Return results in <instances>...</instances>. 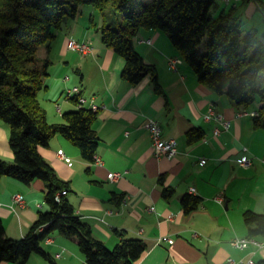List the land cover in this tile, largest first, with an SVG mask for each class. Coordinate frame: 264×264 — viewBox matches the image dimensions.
Here are the masks:
<instances>
[{
  "label": "crops",
  "instance_id": "1",
  "mask_svg": "<svg viewBox=\"0 0 264 264\" xmlns=\"http://www.w3.org/2000/svg\"><path fill=\"white\" fill-rule=\"evenodd\" d=\"M234 4L242 20L257 11L250 0ZM225 7L223 3L221 9ZM84 25L80 28L76 17L68 18L55 31L46 87L37 94L48 123L64 122L62 114L77 109L74 101L63 98L65 76L98 105L92 128L99 137L95 156L100 163L84 160L79 149L60 134L39 148L57 176L68 182L65 198L75 214L89 225L92 236L109 248L121 237L142 239L146 249L135 264H226L229 257H251L257 264L264 259V244L239 250L230 243L235 237L248 236L244 211H264V128L256 127L251 115L239 116L240 107L225 93L218 94L200 83L165 31L142 28L133 37L136 51L156 67L162 89L158 93L149 75L135 85L124 80V58L105 46L100 36L91 35L89 24ZM69 37L89 39L91 52L81 55L67 50ZM45 57L44 47L39 58ZM171 58L181 60L176 69L169 66ZM209 107L230 121L227 131L213 133L218 123L204 118ZM148 118L159 122L164 137L176 139L175 157L154 156L145 129ZM191 128H200L203 137L188 142L186 132ZM243 155L249 159L244 166L239 163ZM0 158L13 160L9 127L2 120ZM201 158L206 160L203 165L199 164ZM111 172L121 177L110 181ZM45 189L41 179L24 184L9 176L0 177V220L7 237H23L38 212L49 209ZM163 189L170 190L168 197L163 196ZM15 194L22 195L23 205L13 201ZM187 194L197 196L200 202L185 212L181 198ZM107 210L114 213L107 214ZM159 237L173 242H158ZM40 246L55 264H86L75 237L54 231ZM24 264L51 263L33 252Z\"/></svg>",
  "mask_w": 264,
  "mask_h": 264
},
{
  "label": "trees",
  "instance_id": "2",
  "mask_svg": "<svg viewBox=\"0 0 264 264\" xmlns=\"http://www.w3.org/2000/svg\"><path fill=\"white\" fill-rule=\"evenodd\" d=\"M215 0H0V120L9 127L11 162L0 158V177L9 176L24 184L35 179L45 182L47 211H39L26 235L19 239L5 235L0 220V263L24 264L33 252L55 264L40 242L57 231L78 240L86 264H135L145 252L140 238L121 237L111 248L94 238L90 227L74 212L65 195L68 182L60 179L43 158L39 148L60 134L76 146L89 162L96 155L99 137L92 128L97 111L77 108L64 112V122L48 123L37 99L45 89L51 61L48 57L55 31L68 18H75L79 6L86 4L101 13L98 31L102 43L125 60L121 77L138 84L147 75L154 89L162 93L157 70L146 63L133 45V37L142 28L167 33L184 61L193 69L200 83L231 98L240 111L255 107L254 125L264 128V47L255 28H243V20L234 3L211 12ZM111 8L113 16L106 11ZM203 45V49L199 46ZM45 47L46 57L38 50ZM74 101V100H72ZM200 128L186 132L188 142L199 140ZM163 196L170 195L163 189ZM200 199L187 194L181 198L185 212L197 207ZM250 237L264 242V211L246 210L242 214ZM257 264H264L260 259Z\"/></svg>",
  "mask_w": 264,
  "mask_h": 264
},
{
  "label": "built area",
  "instance_id": "3",
  "mask_svg": "<svg viewBox=\"0 0 264 264\" xmlns=\"http://www.w3.org/2000/svg\"><path fill=\"white\" fill-rule=\"evenodd\" d=\"M239 0H222V2L226 5L230 3H235ZM257 11L260 12L262 17L264 18V0H250ZM145 42L147 44H150V39H146ZM66 48L69 51L84 55L92 50V43L89 39L84 40H76L72 37H69L66 41ZM180 59L177 58H171L169 59V66L173 69H176V64L180 62ZM64 90H63V98L65 100H74V103L77 108H89L91 110L97 111L98 105L95 103L94 99L90 97L89 99L86 98L82 94L81 86L80 85H72L70 84L69 78L67 76L64 77ZM57 113L61 114V107L59 104L55 105ZM239 116L242 115H251V116H257L258 112L256 110H243L239 111L237 113ZM204 118L206 120H209L213 118L217 123L218 126H216L213 130V133L219 134L221 131H227L230 127V121L227 119H224L223 116L217 112H215L212 107H209L207 113L204 115ZM145 129L148 132L151 145L153 148V154L155 157L159 158L160 156H165L167 158H173L177 155V141L173 137H164L162 135V130L159 125V122L153 118H148L145 122ZM245 151L247 148H243ZM58 154L63 156L62 150L58 151ZM94 161L100 163V159L97 156H94ZM206 160L201 158L199 161L200 165L205 164ZM264 162V161H263ZM240 165H245L249 163V159L246 155L241 156L239 159ZM121 177V174L118 172H111L108 174V179L110 181H117ZM189 191L191 193H195V188L190 187ZM66 191L61 190L57 195L55 196V200L59 201L61 196L65 195ZM218 202H222V199L217 197L216 198ZM13 201L18 202L21 205L24 204L23 198L21 194H15L13 195ZM107 214L114 213L113 210H107ZM102 220V219H101ZM46 241H48V237L45 238ZM160 241H167L168 243H172L173 240L171 238L167 237H159L158 242ZM231 245L239 250L247 248L249 245H254L256 247H261L264 242L261 240L256 239L255 237H235L230 241ZM226 264H255L254 261L251 259V257L248 258H241L239 260H235L231 257L226 259Z\"/></svg>",
  "mask_w": 264,
  "mask_h": 264
},
{
  "label": "rangeland",
  "instance_id": "4",
  "mask_svg": "<svg viewBox=\"0 0 264 264\" xmlns=\"http://www.w3.org/2000/svg\"><path fill=\"white\" fill-rule=\"evenodd\" d=\"M221 7H223L222 0H215V3L211 8V12L216 15L218 11H220ZM106 11L109 12L110 16H113V14L111 13V8H108ZM91 16L92 19H90ZM245 18H243V20H245L243 21V28L248 29L254 27L257 35L256 37L263 44L264 47V18L262 17L259 11H254L253 15L249 19L247 18L246 20ZM76 21L77 25H79L80 28H83L85 26L84 23L89 24V26L87 27H89L91 35H96L97 37L100 36L98 28L100 27L102 22L101 13L95 8H93L91 5L83 4L79 6V12L76 15ZM199 48L203 49V45H200ZM43 52L44 46H41L38 51V56L43 55ZM254 105L255 104H253V106Z\"/></svg>",
  "mask_w": 264,
  "mask_h": 264
}]
</instances>
